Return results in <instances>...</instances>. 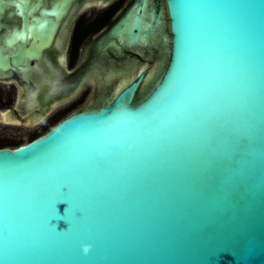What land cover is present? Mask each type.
Wrapping results in <instances>:
<instances>
[{"label": "water", "instance_id": "water-1", "mask_svg": "<svg viewBox=\"0 0 264 264\" xmlns=\"http://www.w3.org/2000/svg\"><path fill=\"white\" fill-rule=\"evenodd\" d=\"M164 2L144 96L0 149V264H264V0Z\"/></svg>", "mask_w": 264, "mask_h": 264}, {"label": "flooded vegetation", "instance_id": "flooded-vegetation-1", "mask_svg": "<svg viewBox=\"0 0 264 264\" xmlns=\"http://www.w3.org/2000/svg\"><path fill=\"white\" fill-rule=\"evenodd\" d=\"M163 9L168 22L164 0H0V149L18 147L4 142L36 132L69 108L83 81L99 73L89 67L102 50L109 58L124 46L148 45L157 37L163 41ZM127 21L156 28L146 41L130 44L133 26L126 39L119 33Z\"/></svg>", "mask_w": 264, "mask_h": 264}, {"label": "rangeland", "instance_id": "rangeland-1", "mask_svg": "<svg viewBox=\"0 0 264 264\" xmlns=\"http://www.w3.org/2000/svg\"><path fill=\"white\" fill-rule=\"evenodd\" d=\"M163 17L164 31L162 32V35L165 36V42L164 40L161 41L160 38L157 37L148 45L139 47L124 46L122 49L112 52L115 56H110L109 58L106 56L107 53H105V50H102L98 61L89 67L92 71H95L98 67L100 74L98 73L95 75L96 77H90L83 81L81 89L72 96L69 108L61 110V114H56L55 118L49 119L46 125L36 128V132H33L28 136L25 134L17 140L9 139L4 143L9 148H13L17 145L28 142L36 135L46 133L57 121L65 116L82 108L88 109L98 106L101 102L107 100L109 95L115 92L118 84L123 79L127 78L128 82L125 84L126 86L143 72L146 73V78L141 92L139 93V97L144 96L152 86L155 78L160 74L161 69L165 67L168 60L169 47L167 44L169 40V30L164 9ZM135 54H138L140 57L135 56ZM84 63L85 58L83 57V65ZM128 71L131 72L130 75L126 74ZM46 82L48 83L49 80L47 79ZM51 83L52 82L50 81V86Z\"/></svg>", "mask_w": 264, "mask_h": 264}, {"label": "bare ground", "instance_id": "bare-ground-1", "mask_svg": "<svg viewBox=\"0 0 264 264\" xmlns=\"http://www.w3.org/2000/svg\"><path fill=\"white\" fill-rule=\"evenodd\" d=\"M132 16L129 17V19L131 18ZM130 21V20H129ZM156 22V21H155ZM129 25V26H128ZM132 27V30L130 31V27ZM158 27V26H157ZM134 28H138V33L135 36H133V30ZM155 28H156V25H153L152 28L150 29V26L149 25H145V26H142L141 25H138V24H135L133 22H126L122 28L120 29L119 33L121 34V39H123L125 36H126V33L128 31H130V38H127V42H129L130 44H133L135 42H142V41H146L148 36H150V34H153L154 31H155ZM126 39V37H125ZM124 42V41H122ZM112 44V43H111ZM113 45V44H112ZM109 46V45H108ZM27 77V76H26ZM25 77V78H26ZM24 79V78H23ZM27 79V78H26ZM25 81V80H24ZM27 81V80H26ZM30 81H28L29 83ZM127 78L126 79H123L117 86V90H120L121 88H123L125 86V84L127 83ZM27 83V82H26ZM64 83V82H63ZM30 84V83H29ZM62 85V84H61ZM39 88V86H38ZM63 89V87H59L58 89ZM65 89V88H64ZM38 90H36V93H37ZM57 90H56V93L54 94H57ZM61 92V91H60ZM59 93V92H58ZM51 95V94H50ZM35 98V97H34ZM33 98V93L30 92V94H28V104L30 105L29 107L32 108V104H34V99ZM27 100V99H26ZM24 105V104H23Z\"/></svg>", "mask_w": 264, "mask_h": 264}, {"label": "clouds", "instance_id": "clouds-1", "mask_svg": "<svg viewBox=\"0 0 264 264\" xmlns=\"http://www.w3.org/2000/svg\"><path fill=\"white\" fill-rule=\"evenodd\" d=\"M85 251H86V249H85Z\"/></svg>", "mask_w": 264, "mask_h": 264}]
</instances>
